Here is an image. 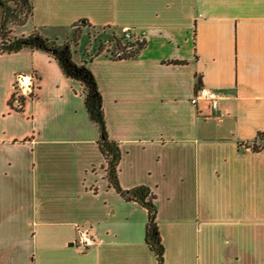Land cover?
I'll return each instance as SVG.
<instances>
[{"label":"crops","instance_id":"1","mask_svg":"<svg viewBox=\"0 0 264 264\" xmlns=\"http://www.w3.org/2000/svg\"><path fill=\"white\" fill-rule=\"evenodd\" d=\"M31 1L19 34L62 40L86 19L147 42L89 68L120 187L156 195L163 264H264V151L250 148L264 133V0ZM17 75L36 79L21 112L8 105ZM199 89L219 96L216 113L191 103ZM98 139L82 87L52 58L0 54V264H157L147 212L109 186Z\"/></svg>","mask_w":264,"mask_h":264},{"label":"trees","instance_id":"2","mask_svg":"<svg viewBox=\"0 0 264 264\" xmlns=\"http://www.w3.org/2000/svg\"><path fill=\"white\" fill-rule=\"evenodd\" d=\"M31 0H0V54H12L21 51H39L54 60L63 76L79 83L82 87L84 106L88 119L96 125L99 133L98 149L105 162V176L111 188L125 201L134 202L147 212L145 242L154 253L157 264L164 263V247L161 242L155 193L146 186L122 189L118 182V166L121 151L117 142L109 139L102 109V96L89 66L99 56L105 55L112 61L129 60L139 56L146 48L144 39H125L119 32H108L107 28L95 30L86 19L74 22L62 40L44 37L36 29L28 35L19 34L21 29L32 19ZM89 30V41L80 50V40L85 29ZM18 29L19 32H15ZM166 64L180 66L183 61H168ZM12 94L8 101L9 108L21 112L25 99L19 98L21 107H14ZM251 151H264V133H258L250 145Z\"/></svg>","mask_w":264,"mask_h":264},{"label":"built area","instance_id":"3","mask_svg":"<svg viewBox=\"0 0 264 264\" xmlns=\"http://www.w3.org/2000/svg\"><path fill=\"white\" fill-rule=\"evenodd\" d=\"M120 34L125 39H130L132 37V33L127 28H120ZM36 86V79L34 77H27L24 75H17L15 77L14 85H13V95L15 98L14 107L20 108L21 103L19 101L20 97L26 99L27 97L32 96L34 89ZM199 101H204L208 104L209 108L216 113L218 111V101L219 96L212 90L208 89H199L194 97L191 100L192 104L197 105ZM78 237H77V246L82 250H87L94 243L92 237L86 230L78 229Z\"/></svg>","mask_w":264,"mask_h":264},{"label":"water","instance_id":"4","mask_svg":"<svg viewBox=\"0 0 264 264\" xmlns=\"http://www.w3.org/2000/svg\"><path fill=\"white\" fill-rule=\"evenodd\" d=\"M88 41H89V30L86 28L80 40V50H82L85 47Z\"/></svg>","mask_w":264,"mask_h":264},{"label":"rangeland","instance_id":"5","mask_svg":"<svg viewBox=\"0 0 264 264\" xmlns=\"http://www.w3.org/2000/svg\"><path fill=\"white\" fill-rule=\"evenodd\" d=\"M107 28V31L108 32H115L116 34H118L119 35V29H114V28H109V27H106ZM15 32H19V30L18 29H15Z\"/></svg>","mask_w":264,"mask_h":264}]
</instances>
